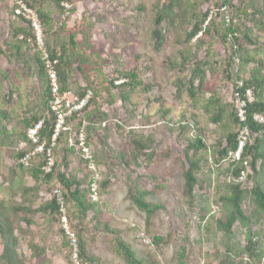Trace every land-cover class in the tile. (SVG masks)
<instances>
[{"label": "rangeland", "instance_id": "1", "mask_svg": "<svg viewBox=\"0 0 264 264\" xmlns=\"http://www.w3.org/2000/svg\"><path fill=\"white\" fill-rule=\"evenodd\" d=\"M169 1L172 14L162 25L165 39L156 51L151 38L153 20L157 5ZM230 1L234 27L242 36L251 34L254 41L243 39L239 56L222 41L226 29L220 11L223 0H67L62 4L65 11L57 10L52 0L28 3L36 12L45 9L54 15L51 33L42 23L49 52L48 45H56L60 55V48L69 47L75 36L77 46L69 53L70 92L92 96L81 117L70 118L68 125L74 135L83 132L97 176L85 168L80 153L70 147L69 133H64L54 152V178L46 182L43 173L34 177L40 162H46L44 156L29 167L20 163L33 151L26 141L27 123L43 115L44 86L37 62L41 56L33 37L25 44L23 35L19 40L13 37L16 29L28 24L16 18L10 2L0 0V264L11 260L83 264L78 259L79 231L88 253L102 264H126L115 250L114 236L98 222L118 230L146 264L262 263L244 251L247 228L237 222L228 241L216 224L225 220L228 209L223 198L231 194L232 184L247 191L254 186L264 190V132L259 135L262 156L256 173L248 159L245 179H235L233 164L220 158L227 136L240 131L233 121L235 84L241 82L238 71L245 80L254 71L264 78V0ZM212 11L218 15L209 21ZM201 22L202 36L188 41ZM201 40L204 44L199 47ZM198 62L204 66L195 77ZM129 72L142 83L131 92L121 87L123 75ZM123 96L128 97L126 102ZM217 115L220 121L215 123ZM197 139L205 148L192 147ZM250 139L254 143L255 135ZM187 154L198 162L193 206L186 201ZM58 172L80 181L95 207L83 227L74 218ZM94 179L97 201L91 191ZM130 187L149 192L147 201L162 209L149 218L130 199ZM55 190L65 198L68 230L60 211L56 215L49 209L39 211L55 200ZM254 208L247 198L246 213L250 215ZM252 233L264 251V217L254 222ZM155 238L164 242L156 245Z\"/></svg>", "mask_w": 264, "mask_h": 264}, {"label": "trees", "instance_id": "2", "mask_svg": "<svg viewBox=\"0 0 264 264\" xmlns=\"http://www.w3.org/2000/svg\"><path fill=\"white\" fill-rule=\"evenodd\" d=\"M27 5L30 4L31 1L35 0H24ZM55 4V7L57 10H63L62 4L66 2L67 0H52ZM71 2V1H69ZM29 3V4H28ZM223 4L225 6H229L230 8H233L232 3L230 0H223ZM172 2H165L162 6L160 4L157 5V13L155 15V18L153 20V29H152V41L154 43V48L156 51H160L165 36L162 30V25L170 18L171 13V7ZM39 17L44 24L47 33H51L54 29V18L53 14L45 9H39L38 12ZM70 13H75V8ZM243 16L246 17V14L244 12ZM172 14V13H171ZM207 17V16H204ZM234 20V18H233ZM223 23V22H222ZM235 22H232L231 26L227 27L225 26V33L222 36V41L225 45L233 50V55L239 56L240 53L243 52V39L249 43H254L253 38L251 34H244L243 36L240 34V32L236 29V26L234 27ZM213 26V25H212ZM203 22L197 24L194 29L191 31V33L187 36L188 41H193L196 39L198 34L200 32H203ZM206 33H208L207 30H205ZM23 35L24 36V44L27 43L29 39L33 37V31L28 25L27 28H18L15 30L14 38L16 40H19V37ZM230 36L232 37L231 41H229ZM34 41V37L32 38ZM75 36H72L69 41V47L62 46L61 49V56L58 57L57 53V46L56 45H48L50 49V56L52 60H58L59 64L57 65V72L59 77V82L61 86L62 92H70L71 89L69 88V70H71V58L69 56L70 48L76 47L75 42ZM20 42H17L19 44ZM204 44V41L201 40L199 43V47ZM16 50H19V47L16 46ZM210 51V50H209ZM209 53V52H208ZM40 55V54H39ZM183 61L187 62L186 57L184 54L182 55ZM242 60V58H241ZM37 62L39 64L40 69V80L43 83L44 86V96H43V115L40 117L34 116L31 121L27 123V132L28 130L34 126L35 123H37L42 118L45 119V126L41 133L42 138L48 140L50 142L53 134H54V128H55V117L53 113L50 110V101H51V88L50 83L47 79L46 75V67L42 59L37 58ZM204 66L203 63H196L194 73L195 77H198L201 75L202 67ZM240 71H238V80L241 82L239 84H235V92L239 94L241 99L245 100V94L248 90H251L254 95L255 101L251 104L247 105L246 113H247V121L246 126L250 129V132L252 135H255L254 143L247 146L244 155L242 159L237 162L236 164H233L232 167L234 168L233 171V177L235 179H240L243 175V172L246 171V165L247 160L251 159L250 161V168L253 171V174L256 173V164L260 157L262 156L260 152V138L259 135L264 132V125L255 123L254 117L255 115H262L264 116V78L258 74L257 71H254L251 73L250 77L245 80L243 77H240L239 74ZM123 79L125 80L122 84V88L128 90L129 92L138 89L141 86V82L138 79V76L135 75V73L129 72L123 75ZM238 83V82H237ZM114 86V83L111 84ZM191 85L193 86V82H191ZM147 92V90H144ZM191 92L194 94L193 88L191 87ZM234 92V93H235ZM124 102L128 100V97L123 96ZM82 113L80 115H76L73 118L77 117L80 118ZM72 120V119H71ZM69 119V122L71 121ZM215 123H218L220 121V115H217L215 120H213ZM233 121L235 125L241 126V123L239 122L236 113H233ZM238 134L231 133L227 136V142L226 146L222 149L220 152V158L226 159L228 154L230 152H234L237 150L238 147ZM26 141L28 145L30 146V149L32 150L34 147L29 142V139L26 134ZM61 142V139L59 143ZM192 147L194 149H203L205 148L204 142L201 139H197L195 143H193ZM24 154L21 155L23 157ZM187 162H188V168L184 171V180H185V189H186V201L188 205L193 206L196 199V186L198 184L197 179V171H198V162L190 157L188 154L186 156ZM136 160L138 158L136 157ZM45 163L40 162L38 166V170H35L34 177L38 179V177L42 174V167ZM57 168V167H56ZM65 169H67V164H65ZM56 171V169H55ZM248 177H251L250 175ZM54 178L53 173L46 175L44 177L46 182L52 181ZM57 179L60 185L63 187V189L66 191V198L68 203L72 206V209L74 211V218H76L81 227H83L84 221L87 220L88 214L91 210H94L95 207L90 203L88 200V194L87 191H84L82 189V184L78 180H70L65 172H58L57 173ZM231 188V194L225 198H223L224 206L228 209L225 215V220H219L217 221V229L222 232L228 241L231 240L233 236V228L235 224L238 222L243 228H247L248 230V245L245 248V253L252 259L257 260L259 262H262L261 264H264V251H262L259 248V244L255 241V238L252 237V225L254 222H257L260 220V217H264V190L260 186H254L252 190L247 191L244 189L240 184H232L230 186ZM149 196V192H145L140 190L138 187L129 189V197L132 200V202L135 204V206L142 212L146 213L147 216L150 218L153 214L160 211L162 209L161 205H155L147 201V197ZM247 198L251 199L253 203L255 204V208L252 211L250 215H248L244 209V203L247 200ZM47 209L50 210V213L56 215L60 211V207L58 206L56 200H52L47 208H42L39 211L47 212ZM255 220V221H254ZM98 226H103V230L107 233L114 236V247L117 252V254L126 262V264H146L145 261L140 260L136 253L133 251L131 246H129L120 236V233L118 230L112 228L108 223H100L98 222ZM78 229V227H77ZM79 241H78V259L83 264H102L101 260L95 256H92L88 253L87 247L85 245L84 239L79 231ZM164 241L161 238H155L154 243L156 245H159V243H163ZM9 247L10 243H8ZM14 247H16V244H14ZM229 247V246H228ZM229 251V249H228ZM2 258H5V256H2ZM10 264H21L19 262H16L14 260H11Z\"/></svg>", "mask_w": 264, "mask_h": 264}, {"label": "built area", "instance_id": "3", "mask_svg": "<svg viewBox=\"0 0 264 264\" xmlns=\"http://www.w3.org/2000/svg\"><path fill=\"white\" fill-rule=\"evenodd\" d=\"M10 2L14 7V12L16 18L22 19L26 22L33 31L34 43L37 51L39 52L42 61L46 67V75L47 79L50 83L51 88V101H50V110L55 117V128L54 134L50 140V142L44 138H42L41 133L45 126V119L39 120L34 124L27 132V137L29 142L32 144L33 151L27 155H25L20 163L25 167H29L33 160H35L39 156L45 157V164L42 167V173L45 177L46 175L52 174L54 167L56 165V159L54 157L55 149L58 147L59 140L64 133H69L70 139V147L73 148L77 153H80L83 162L85 164V168H87L92 174L96 175V166L94 162V158L90 148L86 144L85 136L83 132L79 134H72V130L69 127V119L80 115L89 105L91 100V93L89 92L85 96H75L71 92H62L58 72L57 65L59 64L58 60H52L50 53L45 45L44 31L42 21L39 17V14L25 3L24 0H6ZM220 11L222 13V22L226 24L227 27L231 26L233 20V16L231 15L228 6H225L221 3ZM218 13L216 11L210 12L208 20L210 21L212 18L217 17ZM202 36V33L198 35V38ZM22 39V38H20ZM232 37L230 36L229 41H231ZM60 57V55H58ZM122 83V82H121ZM234 98V111L237 115L239 122L241 123L240 131L238 134V147L234 152H230L226 158V160L230 164H236L239 162L247 146L250 145V137L252 133L250 129L246 126L247 121V113L246 108L248 104H251L255 101L253 92L248 90L245 94V100L241 99L239 94L235 92L233 94ZM255 123L264 125V116L255 115L254 117ZM74 138V139H73ZM97 179V178H96ZM94 179V184L92 185V197L94 200L96 199V185ZM241 180L245 179V175L243 173ZM54 199L56 200L58 206L60 207V212L63 214L62 222L64 224V228L68 230V221L66 217L65 211V198L60 190H55L53 192ZM74 247L76 246V241L73 240Z\"/></svg>", "mask_w": 264, "mask_h": 264}]
</instances>
